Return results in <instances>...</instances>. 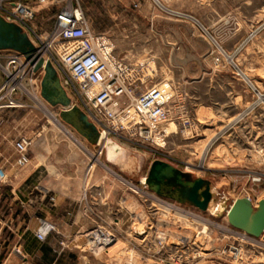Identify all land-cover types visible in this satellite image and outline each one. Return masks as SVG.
<instances>
[{
  "label": "rangeland",
  "instance_id": "374dc122",
  "mask_svg": "<svg viewBox=\"0 0 264 264\" xmlns=\"http://www.w3.org/2000/svg\"><path fill=\"white\" fill-rule=\"evenodd\" d=\"M79 3L91 30L109 39L121 57L127 56L145 76L147 86L158 83L168 88L173 112L182 111L192 127L182 133L170 121V133L160 145L109 136L125 151L124 157L115 163L107 160L105 147L99 153L97 146L61 118L60 105L46 101L45 108L69 134L30 98L24 107L0 109V166L5 171L36 169L30 176L32 204H38L43 191L48 189L53 216H66L63 223L54 218L50 221L57 230L48 235L54 246L47 249L39 261L42 264H156L151 256L155 248L149 246L154 235L150 224L169 231L177 229L168 222L166 214L154 212L150 202L156 201L144 194L148 190L141 182L152 160L172 163L189 179H209L218 197L225 198L227 204L247 196L256 206L264 198V0ZM172 10L190 16L173 15ZM52 12L50 8L38 10L33 24L40 28L39 33L44 34L49 28ZM181 23L191 24L207 37L205 59L190 64L155 62L153 46L157 54L159 47H167L168 36L175 32L155 33L153 26ZM193 42V46L198 44L194 39ZM193 53L198 55V50L193 49ZM69 94L81 106L70 87ZM21 137L30 139L25 160H21L14 147ZM62 187L64 210L57 211L55 194ZM72 188L78 190L71 191ZM161 199L171 200L162 196ZM218 207L219 210L220 204ZM72 211L79 215L75 233ZM208 212L218 219H227L224 208L219 214ZM97 224L115 234L116 240L103 247L91 246L86 233ZM141 230L147 232L149 241L141 242ZM212 238L208 239L209 249L222 242ZM238 243L237 257L213 249L193 264H264L261 236L253 241L239 239ZM62 249L67 254L60 256Z\"/></svg>",
  "mask_w": 264,
  "mask_h": 264
},
{
  "label": "built area",
  "instance_id": "2783aa9c",
  "mask_svg": "<svg viewBox=\"0 0 264 264\" xmlns=\"http://www.w3.org/2000/svg\"><path fill=\"white\" fill-rule=\"evenodd\" d=\"M49 8L53 11L50 26L42 34L33 20L38 10ZM0 15L17 24L34 46L29 58L16 49H0V109L24 107L27 99L40 95L44 64L49 60L72 103L76 104L69 87L81 106L76 105L82 107L99 134H103L102 138L114 136L160 145L170 133V121L175 122L182 133L192 127L182 111L173 112L172 93L168 88L158 83L147 86L145 76L136 65L127 56L117 54L109 39L91 30L79 0H0ZM39 58L44 62L35 69ZM29 144L30 139L26 137L14 142L21 160L26 159ZM93 145L101 153L105 140L99 139ZM90 168L91 163L86 171ZM7 179V172L0 166V181ZM141 183L148 190L145 193L156 201L150 202L154 212L166 214L168 222L177 229L169 231L164 226L150 224L154 234L150 241L147 232H138L141 242L149 241V246L155 248L151 256L156 264H193L213 249L234 257L239 239L254 240L250 234L229 224L227 219H218L208 211L176 200H163L147 188L145 181ZM54 230L57 227L53 223L41 220L35 236L44 241ZM86 236L94 248L116 240L115 234L100 224L89 228ZM211 236L214 241L224 242L209 249L207 243L208 239L213 240Z\"/></svg>",
  "mask_w": 264,
  "mask_h": 264
},
{
  "label": "water",
  "instance_id": "95a60500",
  "mask_svg": "<svg viewBox=\"0 0 264 264\" xmlns=\"http://www.w3.org/2000/svg\"><path fill=\"white\" fill-rule=\"evenodd\" d=\"M0 49H16L29 58L34 51V46L27 34L17 24L6 21L0 15ZM33 62L35 59L32 60ZM42 64L43 59L39 58L35 63V69H38ZM40 86V95L49 104L61 106L59 112L61 118L72 125L90 143L95 144L99 138L97 127L79 106L72 103L61 84L57 70L49 60L44 64V74ZM109 149H114L124 157L125 151L112 138H109L105 143L106 158L112 161L109 158ZM112 162L116 163L117 161ZM145 182L148 189L158 195L204 211L214 212L213 208L215 207L217 210L218 204H220V207L225 210L229 224L253 237L261 236L264 239V198L260 199L256 206L247 196L237 197L227 204L225 198L218 197V191L209 179L202 177L189 179L181 169L162 159H154L150 162Z\"/></svg>",
  "mask_w": 264,
  "mask_h": 264
},
{
  "label": "crops",
  "instance_id": "0c3cea01",
  "mask_svg": "<svg viewBox=\"0 0 264 264\" xmlns=\"http://www.w3.org/2000/svg\"><path fill=\"white\" fill-rule=\"evenodd\" d=\"M172 13L183 18L190 16L177 10H172ZM193 28L189 23L154 25L152 31L155 33L175 32V35L168 36L167 47H159L157 54L153 46L154 61L157 63L190 64L205 59L207 37L202 36L198 29ZM172 39L174 41H171ZM193 39L198 41L197 45L193 46ZM193 49L198 50V55L193 53ZM167 50L168 52L165 53ZM246 79L249 80V78ZM2 161L4 162V158ZM34 171L36 169L8 168L6 171L8 179L0 181V264H33L34 260V264H42L39 261L45 256L47 249L54 245L51 243V237H48L46 241H39L36 238L35 231L39 223L41 220L50 222L53 218L58 220V223H63L66 218L63 214L61 218L58 215L53 216V209L47 199L48 189L43 191L38 204H32L30 176ZM64 188L58 189V193L55 194L54 207L57 211L64 210L65 202L60 196V193L64 192ZM75 190L77 191L78 188H72L71 191ZM70 215L73 220L72 230L75 233L79 215L74 214L73 211ZM62 251H59L60 256L67 254L64 249ZM72 252L74 253V251ZM77 255L79 258V253Z\"/></svg>",
  "mask_w": 264,
  "mask_h": 264
},
{
  "label": "bare ground",
  "instance_id": "6f19581e",
  "mask_svg": "<svg viewBox=\"0 0 264 264\" xmlns=\"http://www.w3.org/2000/svg\"><path fill=\"white\" fill-rule=\"evenodd\" d=\"M158 2V1H157ZM44 62V61H43ZM242 75L244 76V77H246V78H248V76L244 73V72H242ZM68 94V93H67ZM33 98L36 100V102H37V104L43 109V111H45V113L49 116V118L51 119V120H53L54 122H56V123H58V125L60 126V128H62V130L64 131V132H66L67 134H69V131L65 128V126H63V124H61L60 122H59V120L47 109V108H45V105L47 104V102H46V100H44L42 97H41V95H37V96H33ZM261 100H263L264 101V97L263 96H261ZM103 137V134H99V138H98V140L100 139V140H102V139H104L105 140V143L107 142V140L109 139V137H105V138H102ZM87 150V149H86ZM109 151V158L110 159H112V161H118L119 159H121L122 158V155L121 154H119V153H117L114 149H109L108 150ZM92 156H94V155H92ZM94 158V161H98V158L97 157H93ZM92 165H93V162L91 163ZM202 166V165H201ZM110 170V169H109ZM141 179V178H140ZM145 179H146V176L145 177H143L142 178V182H144L145 181ZM129 183V182H128ZM146 183V182H145ZM142 191V190H141ZM144 194H146L147 196H150L151 197V195L150 194H147V193H145L144 192ZM152 198V197H151ZM154 201V200H153ZM218 210V209H217ZM217 210H212V211H214V212H218ZM219 213V212H218ZM217 213V214H218ZM88 235V234H87ZM239 253H240V249H238V252H237V255H235L234 257H237L238 255H239Z\"/></svg>",
  "mask_w": 264,
  "mask_h": 264
},
{
  "label": "flooded vegetation",
  "instance_id": "af4514ba",
  "mask_svg": "<svg viewBox=\"0 0 264 264\" xmlns=\"http://www.w3.org/2000/svg\"><path fill=\"white\" fill-rule=\"evenodd\" d=\"M160 196L165 197V198H169V197H166V196H163V195H160ZM169 199H171V198H169ZM171 200H174V199H171Z\"/></svg>",
  "mask_w": 264,
  "mask_h": 264
}]
</instances>
